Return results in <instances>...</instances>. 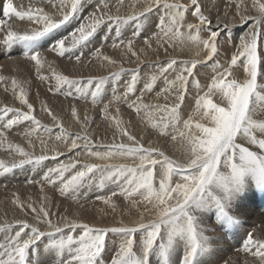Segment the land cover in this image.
<instances>
[{
  "label": "snow or ice",
  "instance_id": "snow-or-ice-1",
  "mask_svg": "<svg viewBox=\"0 0 264 264\" xmlns=\"http://www.w3.org/2000/svg\"><path fill=\"white\" fill-rule=\"evenodd\" d=\"M211 4L206 14L202 0H31L26 8L2 0L0 45L18 48L14 63L74 101L67 112L80 130L68 131L47 102L41 111L53 123H42L29 81L0 74L20 105L0 106V149L18 157L0 159V176L28 165L42 171L25 180L37 193L13 191L0 202V264H264V213L246 228L258 199L264 202V0H225L222 14L217 0ZM239 25L247 30L221 62L228 33ZM108 33L114 55L103 51ZM94 41L100 46L86 56ZM177 43L194 55L170 54ZM57 60L73 72L58 71ZM125 75L121 90L115 85ZM109 84L112 98L103 102ZM81 100L103 104L110 143L91 134L93 118L75 103ZM121 105L156 141L146 146ZM25 124L23 142L10 140ZM86 205L112 222H86ZM229 236L240 244L235 259L222 255L232 250Z\"/></svg>",
  "mask_w": 264,
  "mask_h": 264
},
{
  "label": "bare ground",
  "instance_id": "bare-ground-1",
  "mask_svg": "<svg viewBox=\"0 0 264 264\" xmlns=\"http://www.w3.org/2000/svg\"><path fill=\"white\" fill-rule=\"evenodd\" d=\"M31 0H13V3L15 6L18 7H23L26 8ZM184 2H187V0H184ZM0 3H2V0H0ZM217 3L220 4V11L221 14L223 13L224 10V3L225 0H217ZM249 3H251V0H249ZM202 4L204 5V10L205 13L208 14L209 9H211L212 4L211 0H202ZM88 11H91V9H88ZM254 14V13H252ZM84 15H87V12L84 13ZM213 17L215 16V12H212ZM231 16V13H230ZM0 18H3L0 16ZM189 21L192 20V17L189 15L188 16ZM11 23L19 25L20 22L17 19H12L10 20ZM157 23L156 16L153 14L152 17H150V20L146 22V24L150 25L149 31L155 30V24ZM247 28L244 27L243 25H239L228 33L232 37L231 40L228 41V43L224 44L223 47L220 50V60L221 62H224L226 59L230 58L231 54L235 51L233 48V44L236 43L238 44V37L243 34L244 31H246ZM104 33H101L96 39L97 41H101L104 39ZM109 38L107 39V46L103 49V51L106 54L109 55H114V50L111 49L110 45L113 42L112 40V33L107 34ZM131 36V30L128 29L124 32L123 36L121 37L122 39L127 40ZM224 39V34L221 36V40ZM0 40H2V35H0ZM138 44H141V41H137ZM99 43L94 41L93 43L89 44L85 49V55H89L90 51L89 50H94L95 47H99ZM10 52V56L3 54ZM170 54L173 55H179L183 53L181 58H188L190 55H194V52H189L187 47L184 45H181L179 43L176 44L175 50L169 49ZM20 56V51L18 48H13V49H6L2 45H0V74H3L5 76H9L12 74H17L20 79L22 80H27L29 83L27 84V87L29 89V102L34 105V108L36 109L35 115H37L38 119H41L42 123L47 124L49 126L52 125L51 118L48 117L43 111H41V106L42 102H47L48 106L57 114L61 115L64 120V127L68 129L70 132H77L79 131L78 125L73 121L71 118L70 114H68L67 109L69 104L73 103L70 98L65 99L62 95L56 94L53 92L48 91L49 84L52 83L54 84V81L49 82V81H40L36 76L34 71L29 72L24 64H19V66L14 63V61H17ZM53 57H50L52 59ZM163 58V57H162ZM126 67H134V65H125ZM56 67L58 71H63L65 74H71L73 72L72 66L66 62V60H57L56 62ZM210 67L209 68H199V72L201 75H203L205 72H210ZM47 75V71L44 73ZM104 74H107L106 72ZM128 79V76L125 75L124 77L121 78L120 84L115 85L116 87H119L121 90L123 88V83ZM203 82V81H202ZM162 86V85H161ZM107 87V92L108 94L103 98V102H107L109 99H111V91H112V84H109ZM142 87V84L138 85V88ZM156 91H159V87H157ZM117 95H119V92H117ZM154 96V93L148 97L149 100L152 99ZM77 103V107L81 111V115L86 111L90 117L93 118V123L91 127V134H95L98 139H104L105 143H110L111 142V132L105 133V123L102 119V114L99 111V108L103 106L101 103L97 107H93L90 100L88 101H75ZM3 104H8L10 106H17L19 107V102L14 100V97L12 96L11 90L8 92L4 91V86L0 85V106ZM121 113L123 115V118L125 120L132 119L135 126L133 128V131L138 133L139 135H142L145 137V144L147 146V141H156L157 137L154 132H151L149 129H144V126L142 124H138L136 121L135 117L130 114V110L127 109L126 106L121 105ZM26 110V109H25ZM29 127V125L25 124L20 127L14 128L10 133H9V139L13 140L16 143H22L24 140V137L22 133L26 131V129ZM143 129V131H141ZM57 134V129H53V139L54 136ZM41 138L47 140L48 135L46 133H41ZM37 152L39 153V146L37 145ZM0 159H4L6 161H11L13 159H18V157L13 156L10 153L5 152L3 149H0ZM60 159L66 160L67 157H61ZM115 162H124V161H115ZM128 163H131V161H127ZM55 162L53 161H46L45 164L47 166H53ZM46 170V168L44 169ZM40 173L42 175V171L39 167L33 168L31 165L25 166L24 169H16L13 173H9L7 177L5 176H0V202L5 201L6 197H10L11 193L13 191H19L22 196L27 195L29 192L35 194L38 192L39 186L35 187H27L25 186V180L26 178H35V179H40V175H37V173ZM6 186V188L4 187ZM111 190H116L115 185H109L108 186ZM96 194H108L106 191H98ZM94 199V194H90V200ZM67 204H64L61 208V211L63 210V207H66ZM9 208H11L10 205H8ZM88 207V211L84 212L82 214L84 220L86 222L90 223H95V224H108L112 222L111 217H102L99 213H93L91 207L89 205H86ZM97 207H102V205L97 204ZM3 205H0V214L3 213ZM263 210V209H262ZM260 212V211H259ZM9 217H11L12 212L9 211L8 213ZM253 220V219H252ZM253 222V221H252ZM257 222V221H256ZM255 222V224H256ZM260 223V222H259ZM250 227V226H249ZM252 227V226H251ZM259 235V233H257ZM242 236V233H241ZM229 243L232 245V250L223 253L225 258H233L235 259V253L234 249H236L238 246L240 247V244H237L235 240H229ZM228 253V256L226 257ZM241 259H243V254H241ZM107 259V256H106Z\"/></svg>",
  "mask_w": 264,
  "mask_h": 264
},
{
  "label": "rangeland",
  "instance_id": "rangeland-1",
  "mask_svg": "<svg viewBox=\"0 0 264 264\" xmlns=\"http://www.w3.org/2000/svg\"><path fill=\"white\" fill-rule=\"evenodd\" d=\"M257 204H258V206L255 208V210H254V214H253V216L251 217V219H250V222H249V225H246V228L248 229V230H251V226H254V225H258L259 224V222H260V214L261 213H264V202H262V201H259V199H258V201H257ZM263 209V210H262ZM260 211V212H259ZM253 219V220H252ZM253 221V222H252ZM257 221V222H256ZM255 222H256V224H255ZM250 226V227H249ZM241 233H242V236L241 237H243V235H244V230H241ZM257 233H259V232H257ZM228 239L229 240H232L233 238L231 237V236H229L228 237ZM239 247V246H238ZM237 247V248H238ZM228 256V253H227V255H226V257Z\"/></svg>",
  "mask_w": 264,
  "mask_h": 264
}]
</instances>
